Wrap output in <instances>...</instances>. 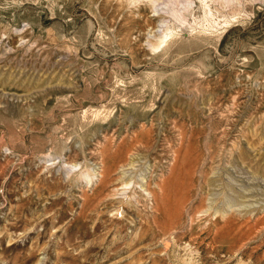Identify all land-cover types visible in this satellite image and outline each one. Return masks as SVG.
I'll use <instances>...</instances> for the list:
<instances>
[{
	"label": "rangeland",
	"instance_id": "374dc122",
	"mask_svg": "<svg viewBox=\"0 0 264 264\" xmlns=\"http://www.w3.org/2000/svg\"><path fill=\"white\" fill-rule=\"evenodd\" d=\"M0 264H264V0H0Z\"/></svg>",
	"mask_w": 264,
	"mask_h": 264
},
{
	"label": "bare ground",
	"instance_id": "6f19581e",
	"mask_svg": "<svg viewBox=\"0 0 264 264\" xmlns=\"http://www.w3.org/2000/svg\"><path fill=\"white\" fill-rule=\"evenodd\" d=\"M164 40H165V39H164ZM130 143H131V142H130ZM126 146H127V145H126ZM130 146H131V145H130ZM130 146H129V147H130ZM134 147H135V146H134ZM130 149H131V148H130ZM130 149H129V150H130ZM132 150H133V149H132ZM135 150H136V149H135ZM120 151L122 152L123 150H120ZM117 152H118V151H117ZM117 152H116L115 155H117L121 160H123V155H122L123 152H122V153H117ZM135 153H137V152H135ZM132 156H133V155H132ZM132 156H131V157H132ZM136 156H137V155H136ZM134 157H135V156H134ZM130 160H131V159H130ZM136 160H137V159H136ZM132 163H134V158H133V160H132ZM132 163H131V164H132ZM135 163H136V162H135ZM126 164H127V163H126ZM134 165H135V164H134ZM122 172H123V171H122ZM120 174H121V173H119V175H120ZM123 174H124V172H123ZM121 176H122V175H121ZM121 176H120V177H121ZM109 179H110V178H109ZM115 180H116V179H115ZM117 180H118V179H117ZM122 182H123V187H122V189L118 190V192L116 193V195L124 194V193L126 192V190H128V188L130 187V182H128V183H127V181H126V182H125V181H122ZM120 184H121V183H120ZM114 197H115V196H114ZM114 197H113V198H114ZM117 197H118V196H117ZM129 205L133 207L132 202H129Z\"/></svg>",
	"mask_w": 264,
	"mask_h": 264
}]
</instances>
